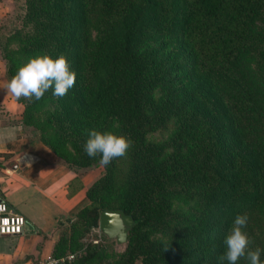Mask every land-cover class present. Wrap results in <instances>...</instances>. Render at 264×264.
I'll list each match as a JSON object with an SVG mask.
<instances>
[{
    "label": "trees",
    "instance_id": "16d2710c",
    "mask_svg": "<svg viewBox=\"0 0 264 264\" xmlns=\"http://www.w3.org/2000/svg\"><path fill=\"white\" fill-rule=\"evenodd\" d=\"M37 1L40 8L43 0ZM45 2L49 5L50 22L40 29L42 41L23 44L20 49L37 51V56L49 55L53 59L63 54L70 70L77 74L76 83L66 96L54 97L52 89L47 94L56 99L73 128L81 129L80 133H86L83 127L87 123L75 119L76 112L86 113L89 119L99 114L104 119H117L119 135L132 141L127 153V188L119 206L110 208L121 209L135 220L128 235L129 263L136 258L141 264H165L166 259L173 260L172 256L165 258L146 238L136 236L139 227L155 218L146 209L145 198L161 190L181 191L195 185L208 187L200 221V225L206 226L199 235L201 244L209 242L211 249L202 264H219V257L226 249L225 238L240 214L249 216L245 231L252 241L250 248L264 249V40L253 49L244 42L256 11V0ZM178 33L190 47L191 63L210 82L217 83L223 93L213 94L210 105L189 95L194 104L187 111V119L193 124L190 128L184 125L178 135L194 131L198 127L196 123H200L199 116L209 132L221 139L218 147L221 152L216 158L209 155L186 160L154 173V163L163 154L164 146L151 141L149 136L158 125L164 124L168 109L164 103L157 102L153 88L166 83L168 71L181 62L166 67L170 61L154 55L157 50L144 56L137 50L151 36L157 39ZM3 61L8 79V57ZM227 105L245 106L251 112L246 120L225 116L223 122L220 115H227ZM220 134L225 135L224 139ZM232 152L241 156L240 161L235 160ZM99 159V156L89 158L84 152L76 163L91 167ZM104 209L103 205L94 207L89 202L69 222L73 226L99 227V214ZM206 232L208 237L204 236ZM58 246L56 249L61 250ZM261 261L264 264V252ZM238 264L248 261L241 258Z\"/></svg>",
    "mask_w": 264,
    "mask_h": 264
},
{
    "label": "rangeland",
    "instance_id": "374dc122",
    "mask_svg": "<svg viewBox=\"0 0 264 264\" xmlns=\"http://www.w3.org/2000/svg\"><path fill=\"white\" fill-rule=\"evenodd\" d=\"M4 5L6 12L0 19V57L2 60L6 56L9 59V83L21 66L37 56V51H24L20 47L26 43L37 44L42 41L40 29L50 22V13L45 0L40 8L37 0H4ZM254 7L256 11L248 25L247 33L244 34V42L251 49L261 45L264 40V0H256ZM154 50H157L154 55L158 58L170 61L166 67L176 65L178 61L181 63L174 70L168 71L166 83L153 88L157 102L164 103L168 109L164 124L158 125L155 132L149 136L151 141L164 146L163 154L156 164L154 163L153 172L165 171L186 160L207 158L209 155L212 158L218 157L221 152V149L218 150L221 139L213 131L209 132L203 118L198 116L200 123H196L198 127L191 133L180 136L178 132H182L184 125L188 127L193 124L187 119V111L194 104L189 100V95L210 105V97L218 92L223 95L222 91L217 87V83L210 82L209 78L191 63L190 47L180 33L172 36L162 35L157 39L151 36L144 40L137 53L144 56ZM12 98L17 101L13 96ZM54 99L47 92L39 101L29 102L21 98L17 102L22 106V113L17 117L11 116L10 121L19 123L21 133L30 142L53 152L59 162L68 164L78 176L84 177L86 183L89 182L87 198L91 206L117 208L127 188L128 154L114 159L106 167H101L99 163L91 167H81L76 162L85 152L84 145L91 130L111 131L119 135V121L111 117L104 119L99 114L89 119L86 113L76 112L74 118L87 123L83 127L86 133H80L81 129L73 128L67 114L59 108ZM226 111L227 115H220L223 122H226L225 116H231L233 120H246L251 112L245 106L240 108L236 105H227ZM219 136L224 139L225 135ZM232 154L236 155L235 152ZM240 157L237 154L235 160L240 161ZM207 190L208 187L204 185H195L181 191L161 190L145 198L146 209L155 214V218L150 224L139 227L136 236L153 243L165 258L172 256L173 260L166 259L165 264H202L205 260L203 258L208 256L210 243L202 245L199 235L200 229L206 226L200 225V221ZM71 224L67 222L63 227V242L58 246L61 247L62 255L73 256L71 260H66V263L141 264L139 258L130 260L129 263L126 253L128 242L126 245H118L114 239L103 235L99 227ZM204 236L208 237L209 232Z\"/></svg>",
    "mask_w": 264,
    "mask_h": 264
},
{
    "label": "crops",
    "instance_id": "0c3cea01",
    "mask_svg": "<svg viewBox=\"0 0 264 264\" xmlns=\"http://www.w3.org/2000/svg\"><path fill=\"white\" fill-rule=\"evenodd\" d=\"M5 12L0 0V19ZM7 84L0 57V201L22 214L32 228L21 235L0 236V264L66 258L56 246L63 227L88 205L89 182L59 162L53 152L30 142L19 123L10 121L22 113V106L6 92Z\"/></svg>",
    "mask_w": 264,
    "mask_h": 264
},
{
    "label": "clouds",
    "instance_id": "9594fccd",
    "mask_svg": "<svg viewBox=\"0 0 264 264\" xmlns=\"http://www.w3.org/2000/svg\"><path fill=\"white\" fill-rule=\"evenodd\" d=\"M77 74L70 70L67 57L61 54L53 59L49 55L36 56L21 66L16 75L6 85V92L17 100L23 98L29 102L39 101L52 89V95L62 98L74 87ZM132 146V141L123 135L111 131L91 130L84 145L89 158L100 157L99 165L106 167L114 159L125 157ZM249 216L237 215L225 238V252L219 257V264H238L241 258L248 264H262L261 254L264 249L250 248L252 241L245 231Z\"/></svg>",
    "mask_w": 264,
    "mask_h": 264
},
{
    "label": "water",
    "instance_id": "95a60500",
    "mask_svg": "<svg viewBox=\"0 0 264 264\" xmlns=\"http://www.w3.org/2000/svg\"><path fill=\"white\" fill-rule=\"evenodd\" d=\"M135 226L134 218L121 209L106 208L99 214V230L109 239H114L118 245H126L128 235ZM32 228L29 222L25 223V230Z\"/></svg>",
    "mask_w": 264,
    "mask_h": 264
},
{
    "label": "built area",
    "instance_id": "2783aa9c",
    "mask_svg": "<svg viewBox=\"0 0 264 264\" xmlns=\"http://www.w3.org/2000/svg\"><path fill=\"white\" fill-rule=\"evenodd\" d=\"M26 218L12 210L4 201H0V236L21 235L25 231ZM72 255L66 258L48 257L40 260L37 264H60L71 260Z\"/></svg>",
    "mask_w": 264,
    "mask_h": 264
}]
</instances>
